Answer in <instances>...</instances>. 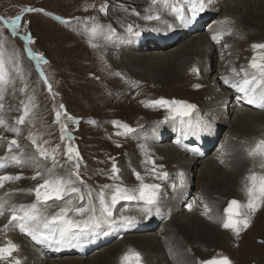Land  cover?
I'll return each instance as SVG.
<instances>
[{
  "label": "bare ground",
  "instance_id": "1",
  "mask_svg": "<svg viewBox=\"0 0 264 264\" xmlns=\"http://www.w3.org/2000/svg\"><path fill=\"white\" fill-rule=\"evenodd\" d=\"M191 6V0H151L145 6L143 14L138 16L130 13L128 15L123 13L122 16L118 12H114L112 14L116 20L118 18L128 19L127 21L133 24L134 31L133 27L131 32L126 30L128 35L125 36V30L121 29L122 27H117L119 34H114L105 41L106 47L109 48L106 52L110 51L113 54H111V58L107 54L103 57L106 60V65L109 66L107 70L110 71L114 68L116 74L125 83L133 78L138 79L139 76H146L151 78L152 82L156 80L160 82L164 80V82L169 83L178 81L182 85L189 86L192 79L203 82L209 80L208 73L211 70L212 72L215 71V79L208 83L207 94L210 95V98L199 106L198 112H196L198 110L196 107L192 111L191 117L184 118L185 121L190 119L191 125L182 124L180 118L177 117L175 120H164L172 124L170 132H168L169 128H165L163 125L155 128L150 123L147 128H140L136 133L128 135L132 136L133 144L141 137L147 136L144 139L146 143L138 145L139 150L135 152V156L139 160L138 165H133V157L130 154L128 157L131 159V164L129 163L128 172L127 169H122L124 176L122 175L121 179L111 185H120L126 188L138 187L140 181L135 175L138 172L144 178L145 183H159L161 185V195L157 203L150 206V210H145L143 202L137 201L117 200L115 204H112L111 197L115 192V187L103 189L105 203L112 212L109 222L101 223L99 227L84 230L77 239L73 240L74 246L65 247L50 243H37L30 236L22 233L18 226L5 228L10 217V213L5 212L3 216H0V245L6 244L7 240L13 241L18 246V251L14 252L13 255L21 260V264H121V256L129 249L140 253V264L146 262L148 264H191L190 257L185 252L186 244L195 243L212 247L221 239L226 238L224 234L228 235V238L231 237L230 235L238 237L244 232L252 230L253 226L251 227V225L254 218L252 214L249 217V226L247 228L241 226L239 235H236L231 229L224 228L223 222L227 216L220 211L222 206L219 207L221 204L219 200L223 192L225 194L223 190L227 191L226 194L229 191L231 194L236 191L240 193L239 196H243L240 199L241 203H246L247 196L245 193L241 194L240 186L246 165L250 162L253 163L254 159L248 157L247 151L243 150L238 139H243L248 135L253 137L255 132L264 130V128H260L262 125L264 126V108L247 104L243 93L232 87L233 83H238L244 79L245 73L240 71L242 67L249 73V79L251 73L255 71L249 66L251 58L246 56L243 61L242 57L245 56L244 42L239 41L245 33L250 35L248 30L256 27L261 30L264 29L263 14H261L264 9V0H206L205 11L193 22L184 23L180 18L181 14L190 17ZM149 16L153 18L148 19ZM207 19L209 21L203 27L202 25ZM222 20L225 23H219ZM192 33L194 35H191ZM217 33H222L219 43L212 39V36ZM184 36L187 37L180 44L181 38ZM260 36L257 35L253 38ZM151 40H155V42L153 43ZM257 41H252V43L264 42V40ZM224 45H228V47H224ZM153 47L154 50L152 51L151 48ZM214 57H217V61H212ZM236 57L238 61L237 59L234 61ZM117 58L120 59L119 67L114 66L117 63ZM111 60L114 61V64ZM188 64L187 71L195 67L199 69V72L190 73L188 71L184 75V67ZM205 65L210 67L207 69ZM127 68H131V71ZM233 68L236 69V73L232 71ZM129 72L132 73L129 74ZM103 77L105 76L103 75ZM223 77H228L229 82L225 83ZM202 81L199 83H203ZM221 91L225 92L221 93ZM158 97L156 98L158 99ZM169 100L175 99L170 98ZM146 108L147 110L151 109V107ZM153 108L156 109L157 107ZM165 111L167 113L166 109ZM154 112L161 113L162 108L160 111L154 110ZM217 117H220L218 119L222 122L229 120L230 126L225 132L224 140L209 153L208 147L216 139L219 129L213 131L212 136L207 135L205 131L207 127H203L201 122L204 118L210 120ZM210 121L212 124L208 126L209 128L213 129L214 125L220 126L212 120ZM171 135H174L171 144L157 145L165 137H171ZM232 136H236V139H232ZM261 139L264 138H257L255 144ZM155 147H159L158 151L164 157L166 156L167 160L175 163L174 168H169L170 171L167 169L166 165L160 161L158 153H155L153 149ZM146 151L147 155L155 161L157 171H161L159 165L164 166L162 171L168 173L166 179L158 180L151 174L150 169L153 165L146 162ZM209 154L211 156H207ZM257 159L259 160V158ZM12 162L9 161L10 164ZM195 172H198L199 175L197 185L200 191L191 192L192 178ZM181 174L183 175L181 176ZM182 180L183 183H181ZM15 182H5L4 188H0V193H16L11 191L10 186ZM71 199H73V208L84 207L87 209L92 204L96 208V215H99L101 208L99 194L95 203L88 202L80 205L79 200L81 199L77 200L74 197ZM32 200L35 202V195L32 196ZM30 202L31 200L9 204H31ZM55 202L60 205L54 208L47 207L48 215L54 214L60 207L64 206L61 201ZM188 205H192L191 209ZM205 205L209 209L207 214H205ZM41 210L44 211L45 209L42 208ZM87 215L88 213L84 215L69 213V217L74 220L85 219ZM121 216H131L134 219L128 224L120 219ZM162 218L164 220L157 229L145 231ZM138 232L142 233L131 235V233ZM111 241L113 243L110 247H104V244ZM241 243L243 246V242ZM251 247L256 252L264 250L262 244L259 246L251 245ZM88 252L95 253L86 258L81 257ZM155 258L157 261L154 262ZM0 264H4V262L0 261Z\"/></svg>",
  "mask_w": 264,
  "mask_h": 264
},
{
  "label": "rangeland",
  "instance_id": "2",
  "mask_svg": "<svg viewBox=\"0 0 264 264\" xmlns=\"http://www.w3.org/2000/svg\"><path fill=\"white\" fill-rule=\"evenodd\" d=\"M143 1L144 0H0V16L6 19L13 18L17 15L21 16L20 28L18 29L19 34L17 36H12L11 30L6 28L3 22L0 21V42L3 43L6 65L11 69L12 61H10L9 58L13 57L19 64L22 72V78L13 72V76L15 77V93L13 94V87L10 85L4 95V109L0 111V116L5 119L7 124L9 126L19 127L20 132L17 134L8 131L4 127H0V156H5L8 153V145L11 140L15 139L20 144V148L17 149L13 146L12 151L27 161L23 165H16L14 162L10 164L9 160L3 168H0V176L22 174V179L10 186L12 190L24 189L25 191H14L16 193H10L9 196H5V192L0 193V196L7 199L9 203L27 202L28 200H31L30 203H33L32 196L34 193H28L26 190L34 187L35 184L43 182L40 178L36 180L31 179L38 169L36 164L28 159L35 153V147L28 139L29 132L33 133L37 142L45 148L51 149L59 145L56 158L59 161V165L63 167L58 166L54 170L56 174L66 176L72 164L76 162L74 160L72 164H69L67 161L65 153L68 145L73 146L79 152V171L83 184L78 181L75 186L80 188V195H83L84 198L79 200L76 194H72L66 199L74 197L79 200L80 205L88 202L95 203L101 189H110L103 188L104 185H111L115 181L121 179L122 175L124 176L122 169H127L128 172V166L131 162V159L128 157L130 154L133 157V165H138L139 160L137 156H135V152L139 150L138 145L146 143L144 139L147 136L141 137L133 144L132 136L117 135V132L123 130L114 125L112 121H120L128 124L130 127L136 129L135 133L140 128H147L150 123V125L155 126V128L163 125V127L169 128L168 132H170L172 124L169 121H164L165 118H163L168 114L165 109L162 108L161 113L154 112V110H161V108L158 107L156 109L151 107V109L147 110L141 101H147L149 98V100H154V98L157 99L156 97L158 96V98L163 97L168 100L171 98L196 105L198 109L196 112H198L199 106L210 98V95L207 94L208 83L215 79L214 70L208 73L209 80L203 82L202 80L192 79L189 86L185 84L182 85L178 81L169 83L164 82V80L163 82L156 80L152 82L151 78L146 76H139L138 79L133 78L129 81L130 83H125L116 74L114 68L111 70L109 69L110 71L107 70L109 66L106 65V60L103 57L107 54V56L111 58L113 54L112 52L110 53V51L106 52L109 48L106 47L105 41L110 39L114 34H119L117 27H122L121 29L125 30V36L128 35L126 33L128 25H132L134 31V26L127 21L128 19L118 18V20H116L112 13L118 12L122 16L123 13L127 15L130 13L138 16L139 14H143L145 6L150 3L151 0H145L146 2ZM101 5H107L104 12L100 11ZM24 8H33L42 11L25 12L23 11ZM261 14H263L262 16L264 19V9L261 11ZM208 21L209 19H207L202 26L204 27ZM96 25L100 26L98 34L92 36L91 30ZM109 27L115 30L114 34H110ZM240 29H242V27H240ZM248 32L250 35L248 36L245 33L244 37H241L239 41L244 42L243 50L245 51V56L243 55L242 57L243 61L246 56L252 58L255 52L250 46L253 44L252 41L264 40V29L261 30L256 27L255 29L248 30ZM25 35H30L32 38L31 41H25L23 39ZM191 35H194V33ZM257 35L261 36L259 38H253ZM186 37L187 36L181 38L182 42L180 44L184 42L183 40ZM151 41L153 43L155 42V40ZM93 45L96 46L93 47ZM28 48L37 56H43L46 62H38L36 59L29 56L27 52ZM151 49L153 51L154 47ZM145 51L150 52L151 50ZM99 55L100 57H98ZM236 59L237 57L234 61H236ZM119 60L118 58L116 59L117 63L114 65L115 67L120 66L118 64L120 62ZM111 61L112 63L114 62L113 60ZM212 61H217V57H214ZM188 66L189 64L184 67V75L188 71L192 73V68L187 71ZM206 67L208 69L210 66L205 65V68ZM127 69L131 71V68ZM41 71H43V76H41ZM131 73L132 72H129V74ZM103 75L105 77H103ZM44 77H47L48 84H51V92L48 90V84L44 82ZM139 79L141 80L138 83ZM146 79L148 82H146ZM201 81L203 83H199ZM133 83H136L138 87H133ZM197 84L200 85L199 88L194 87ZM22 88L24 91H20ZM224 92L225 91H221V93ZM30 97L34 105L27 118V121L30 122L17 125L16 119L22 114L21 101L28 103ZM61 104L64 105L63 109L59 107ZM17 109H20V111ZM56 111L61 112L60 122H56ZM68 116L73 117L78 123H73L71 120H68ZM218 118L220 117L210 119L214 123L220 125L218 127L214 125L213 129L208 127L211 126L212 122L207 118H204L201 122L203 127H207L205 129L207 135L210 134V136H212V132L219 129L216 139L208 147L209 153L216 148L217 144L224 140L225 132L230 126L229 120H224V122H222V120ZM62 123L67 125L66 131L71 133L74 137L71 141L66 138L64 140L61 139ZM260 128L263 129L264 126L262 125ZM257 132L254 133L253 137L248 135L243 139H238L243 150L245 149V151H247V149L251 148L255 144L257 138H264V130ZM173 137L174 135L165 137V139L162 140L163 142L161 141V143H157V145H169ZM233 138L235 140L236 136H232V139ZM44 141H47V143L45 144ZM158 148L155 147L153 149L156 154L158 153V157H161H159L160 161L166 165L168 170L169 168H174L175 163H172L171 160H167L168 158H166V156L164 157V155L158 151ZM207 156L211 155L209 154ZM110 157L115 158L117 167L120 169L118 179L116 180L111 178L113 161ZM259 163L260 160L256 158L253 163L250 162L246 165L242 182L249 174L250 170L264 172V169L259 167ZM41 164L42 168L39 170L43 171L46 168L52 167V160H41ZM198 178V172H195L192 178L193 185L191 186V192L196 190L200 191L197 185ZM242 182L240 191H242L241 194H244V185L242 186ZM223 191H225V194L223 192L220 196L219 201L221 204H219V207L222 206L220 207V211H222L223 215L227 216L224 209L227 208L229 201L232 199L240 201L243 196H239L238 194L240 193L236 191L232 192V194L231 191H229L230 193L228 192V194H226V190ZM89 193H91V195H89ZM59 205L58 202L49 201L47 207L54 208ZM252 215L254 216L251 225V227L253 226L252 230L244 232L238 237L230 235V239L228 235L224 234L226 238L221 239L212 247L195 243H185L187 245V247H185V252L190 257L191 264H200L201 261H206L213 257L218 258L220 256H227L232 264H264V250H258L256 252L251 247V245L259 246L262 244V247L264 245V243H262L264 240V205L258 208ZM163 220L162 218L145 231L157 229ZM139 233L142 232L131 233V235H137ZM241 242H243L244 247L241 246ZM112 243L113 241L104 244V247L108 248ZM208 249L209 251H207ZM94 253L95 252H88L85 256L81 257L86 258L87 256H92ZM155 261H157L156 258L154 259V262ZM145 264L148 263L146 262Z\"/></svg>",
  "mask_w": 264,
  "mask_h": 264
},
{
  "label": "snow or ice",
  "instance_id": "3",
  "mask_svg": "<svg viewBox=\"0 0 264 264\" xmlns=\"http://www.w3.org/2000/svg\"><path fill=\"white\" fill-rule=\"evenodd\" d=\"M191 16H184L181 14V20L184 23L193 22L201 13L205 11L206 0H191ZM107 5H101L100 11L104 12ZM25 12L32 11H42L39 9L33 8H24ZM153 17L149 16L148 19ZM158 18V17H156ZM0 21L3 22L4 26L11 30L12 36H17L18 29L20 28L21 16L17 15L13 18H4L0 16ZM223 24L225 21H219ZM99 25H96L91 30V35L95 36L98 34ZM128 31H132V25H128ZM230 31V29H229ZM110 34H114L115 30L109 27ZM222 33H217L212 36V39L217 43L220 42V36ZM25 41H31L30 35H25L23 37ZM96 45H93L95 47ZM228 47V45H224ZM252 49L259 50L254 52L251 60L249 61V66L255 71L251 73V78L249 79V73L242 67L241 72L245 73V77L242 81L238 83H233L232 87L235 88L238 92L243 93L244 99L247 104L255 105L259 108H264V43H253L251 45ZM29 56L33 59H36L38 62H46L43 59V56H37L32 52L30 48L27 49ZM12 61V67L6 65L4 58V49L3 43L0 42V111L4 109V95L8 87L11 85L13 87V94L15 93V77L13 72L17 76L22 78L21 68L19 64L15 61L13 57L9 58ZM192 72H199V69L193 67ZM232 71L236 73V69L233 68ZM43 71H41V76H43ZM239 75V73H237ZM224 82L228 83V77H223ZM44 82L48 84L47 77H44ZM133 87H138L136 83H133ZM194 87L199 88L200 85L197 84ZM49 92L52 91L51 84H48ZM24 91V89H20ZM32 98H29V102L25 103L21 101L22 105V114L17 117L16 124L23 125L27 121L32 108ZM145 107H158L164 108L167 110V115L165 120L172 119L175 120L177 117L180 118L181 123H187L191 125V120L185 121V117H191L192 111L196 109V105L187 103L185 101L178 100H168L163 97L141 101ZM60 109L64 108V105L61 104ZM20 111V109H17ZM56 122L61 121V112L56 111ZM68 120H71L73 123H78L73 117L68 116ZM114 125L123 131L117 132L119 136H127L129 134L135 133L136 129L130 127L126 123L120 121H112ZM0 127L6 128L8 131L19 133V127L9 126L5 119L0 116ZM67 125L62 123L61 127V139L65 138L69 141L74 139L71 133L66 131ZM155 131V129H153ZM28 139L31 141V144L35 147V153L30 156L28 159L36 164L37 171L31 177V179L36 180L38 177L42 179V183L36 184L34 188H29L26 191L28 193H34L35 202L31 204H9L8 200L4 197H0V216H3L5 212L10 213L9 223L5 225V228L9 226L16 227L18 226L19 230L22 233L27 234L31 239L37 243H50L57 244L62 247L65 246H74L72 244L73 240L77 239L84 230L92 229L94 227H99L101 223L109 222L110 217L112 216L111 208L105 203V194L103 189L99 192V202L101 205L99 215H96V208L94 205L90 204L89 207H76L73 208L72 199H66L72 194H76L79 199H83V195H80V188L76 187V183L79 181L83 184V180L80 175V155L79 152L71 145H68L66 148L65 155L67 156V161L69 164L75 160L76 162L72 164V167L68 170L66 176L61 174H56L54 170L61 165L56 158V153L59 151V145L54 148L48 149L43 145L37 142L36 137L33 133L29 132ZM46 144L47 141H44ZM179 143V141H178ZM13 146L17 149L20 148V144L17 140L13 139L8 145V153L4 157H0V168H3L7 161H13L17 165H23L25 161L21 156L17 155L12 151ZM247 154L253 159L259 158L260 163L259 167L264 169V139L258 140L254 147L247 149ZM146 162L151 163L153 167L150 169L152 175L158 180H164L168 177V173L162 171L163 165H159L161 171H157V166L155 161L151 156L147 155ZM52 160V167L46 168L43 171L39 170L42 168L41 160L47 161ZM112 162L111 172L112 179H118V174L120 169L117 167L114 157H110ZM223 163V161H221ZM137 180L140 181L138 187L126 188L120 185H104L103 188L115 187V192L111 197V203L115 204L117 200H126V201H137L143 202L145 210H150V206L155 205L161 195V185L159 183H145L144 178L140 173H135ZM183 174H181L182 176ZM22 179V174L16 175H3L0 176V188H4L5 182L8 181H18ZM183 183V180L181 181ZM175 187V185H173ZM247 196L246 203H241L236 199L229 201L227 208L224 209V212L227 213V219L223 222V227L226 229H231L236 235L240 234L241 226L247 228L249 226L250 220L249 217L251 214H254L258 208L264 205V172L249 171V174L244 178V189ZM12 191H25L24 189H13ZM5 196H9V192H5ZM91 195V193H89ZM49 201H61L64 203L63 207H60L52 215H48L46 208ZM191 209L192 205H188ZM45 209L42 211L41 209ZM208 206L205 205V214H207ZM246 210V211H245ZM69 213H75L77 215H84L88 213L85 219L74 220L69 217ZM121 220L125 223L130 224L134 217L131 216H121ZM113 223L115 221H112ZM79 230V231H74ZM18 251V246L11 240H7V243L0 245V261H3L4 264H21V260L14 256L13 253ZM140 264L141 255L139 252L129 249L128 252L124 253L121 256V264ZM200 264H232L230 259L227 256L213 257L206 261H201Z\"/></svg>",
  "mask_w": 264,
  "mask_h": 264
}]
</instances>
